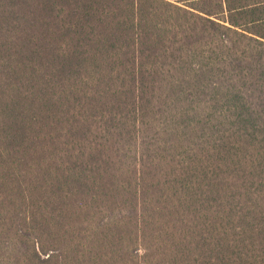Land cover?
Instances as JSON below:
<instances>
[{
	"label": "trees",
	"instance_id": "16d2710c",
	"mask_svg": "<svg viewBox=\"0 0 264 264\" xmlns=\"http://www.w3.org/2000/svg\"><path fill=\"white\" fill-rule=\"evenodd\" d=\"M0 264H264V0H0Z\"/></svg>",
	"mask_w": 264,
	"mask_h": 264
},
{
	"label": "rangeland",
	"instance_id": "374dc122",
	"mask_svg": "<svg viewBox=\"0 0 264 264\" xmlns=\"http://www.w3.org/2000/svg\"><path fill=\"white\" fill-rule=\"evenodd\" d=\"M172 1H177V2L182 3V2L187 1V0H172ZM187 5H190V6H193V7L196 6V5L199 6V7H202L203 6L202 4H199V3L198 4H196V3H190L189 4L188 3Z\"/></svg>",
	"mask_w": 264,
	"mask_h": 264
}]
</instances>
